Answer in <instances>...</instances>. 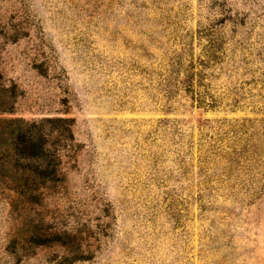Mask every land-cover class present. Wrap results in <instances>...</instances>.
<instances>
[{"label":"rangeland","instance_id":"rangeland-1","mask_svg":"<svg viewBox=\"0 0 264 264\" xmlns=\"http://www.w3.org/2000/svg\"><path fill=\"white\" fill-rule=\"evenodd\" d=\"M0 73L76 143L30 215L75 238L10 255L0 193V264H264V0H0Z\"/></svg>","mask_w":264,"mask_h":264},{"label":"trees","instance_id":"trees-1","mask_svg":"<svg viewBox=\"0 0 264 264\" xmlns=\"http://www.w3.org/2000/svg\"><path fill=\"white\" fill-rule=\"evenodd\" d=\"M191 72V69L185 70V78L180 81L183 90L188 92L192 91ZM203 102L198 94L197 105ZM13 105L14 90L4 83L0 73V113H11ZM72 125L73 119L65 117L28 121L0 116V193L10 200L21 222L6 246L10 255L30 254L37 247L53 243L65 247L70 237L75 238L72 230H51L43 219H34L43 200L59 192L65 182L62 157L76 147ZM260 129L257 134L264 137V124Z\"/></svg>","mask_w":264,"mask_h":264}]
</instances>
